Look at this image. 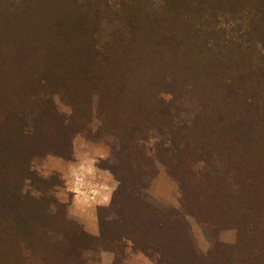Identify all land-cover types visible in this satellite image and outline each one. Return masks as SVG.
Wrapping results in <instances>:
<instances>
[{"label": "trees", "instance_id": "obj_1", "mask_svg": "<svg viewBox=\"0 0 264 264\" xmlns=\"http://www.w3.org/2000/svg\"><path fill=\"white\" fill-rule=\"evenodd\" d=\"M180 113L192 120L177 124ZM97 119L131 158L108 167L117 186L94 236L48 191L21 190L36 179L40 123L72 153ZM150 134L153 156L139 145ZM155 161L178 187L177 209L139 194ZM126 196L138 205L125 236L105 225L126 219L115 207ZM186 214L210 230L206 254ZM226 228L232 245L218 241ZM146 242L159 258L176 245L187 264H264V0H0V264H89L101 251L120 264L127 243L154 255Z\"/></svg>", "mask_w": 264, "mask_h": 264}, {"label": "rangeland", "instance_id": "obj_2", "mask_svg": "<svg viewBox=\"0 0 264 264\" xmlns=\"http://www.w3.org/2000/svg\"><path fill=\"white\" fill-rule=\"evenodd\" d=\"M59 113L69 114L66 105L59 99L55 98L52 106ZM192 120V116L187 113H180L175 122L177 124L188 123ZM48 119L45 121L47 122ZM51 125V123H48ZM46 123H40L39 132L37 137L38 143L30 142V146L36 148L38 151H33L30 155V170L36 175V179L26 180L22 185V193L32 194L36 197H41V191H48L46 195L52 194L59 202L67 204L71 198V191L68 190L65 183L68 179L71 181H80V178L76 176L80 175L82 170H95V181L104 183L107 179L113 182L114 178L110 173L108 167H113L117 163L118 158L129 161L131 158L130 150L127 148L119 147L118 142L115 139H110L106 132L98 133V127L101 125V120L97 119L88 125L89 132L85 131L81 134H77L72 139V153L67 149L65 144V137L54 133L46 127ZM156 135L149 136L148 139H139V145L143 146L149 155H154V147L158 142ZM129 158V159H127ZM155 167L157 175L148 184L147 189L140 190L139 194L145 197L152 206H158L162 209L179 208L181 195L179 193L176 183L170 178L165 167L159 162L155 161ZM128 168L121 166L119 171H125ZM104 170V171H102ZM38 176V177H37ZM60 181L59 186H54V183ZM39 178L44 182H40ZM82 178V177H81ZM105 180V181H104ZM91 183L86 184L81 192L86 196H97L98 183L89 180ZM117 186V182L114 180V190ZM139 186H137L138 188ZM84 192V193H83ZM113 195V194H112ZM126 197H117L115 207H120L122 213H126V219L121 222V218L114 214H110L105 226L107 230L113 233L122 232L125 236L130 229L137 230V220L132 213H128V207L137 206V200ZM112 199V197H111ZM111 202V201H110ZM67 217L80 225L79 221H76L69 215V209L67 207ZM185 218L190 225L189 231L194 238L198 249L206 254L210 245V230L208 227L200 224L196 218L191 214H186ZM114 220L116 223H114ZM83 225V224H82ZM81 225V226H82ZM84 226V225H83ZM99 230L94 236H97ZM109 233V232H108ZM136 232H134V235ZM145 234V233H143ZM92 235V234H91ZM138 236V235H136ZM236 230L232 228H226L218 231L217 238L223 244L232 245L236 241ZM123 239V237H122ZM146 241L151 238L145 236ZM125 242V241H122ZM151 246V242H146ZM175 249L173 256H164L159 258L156 254L160 251L151 246V250L154 251V255L143 254L137 245L127 243V248L123 251V254L119 256L120 264H162L167 261L171 264H187L185 261L191 259L185 254L178 253V247L172 245ZM152 253V252H151ZM96 260L90 261L89 264H112L114 255L108 251H101L96 254ZM165 258V259H164ZM214 259H219L216 256Z\"/></svg>", "mask_w": 264, "mask_h": 264}, {"label": "crops", "instance_id": "obj_3", "mask_svg": "<svg viewBox=\"0 0 264 264\" xmlns=\"http://www.w3.org/2000/svg\"><path fill=\"white\" fill-rule=\"evenodd\" d=\"M104 171V170H102ZM95 170H82L81 174L76 176L80 178V181H69L66 180V187L71 191V198L69 200L68 209L69 215L72 216L76 221L82 223L84 230L92 235L99 230L98 228V220H97V209L99 207H107L110 204L112 194L114 192V180L111 183L109 179H107L104 183L99 181H95ZM82 177V178H81ZM89 180H93V182L98 183V192L97 196H86L82 195V190L86 184H90ZM84 193V192H83Z\"/></svg>", "mask_w": 264, "mask_h": 264}]
</instances>
